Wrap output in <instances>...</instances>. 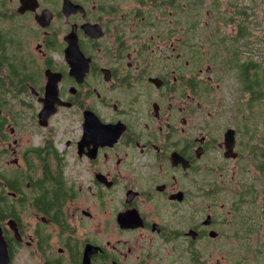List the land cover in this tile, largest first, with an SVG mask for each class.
Here are the masks:
<instances>
[{"label":"flooded vegetation","instance_id":"1","mask_svg":"<svg viewBox=\"0 0 264 264\" xmlns=\"http://www.w3.org/2000/svg\"><path fill=\"white\" fill-rule=\"evenodd\" d=\"M262 24L264 0H0V264H264Z\"/></svg>","mask_w":264,"mask_h":264},{"label":"rangeland","instance_id":"2","mask_svg":"<svg viewBox=\"0 0 264 264\" xmlns=\"http://www.w3.org/2000/svg\"><path fill=\"white\" fill-rule=\"evenodd\" d=\"M263 25L264 24H262L258 28H261ZM260 51H262V45H261V43H254L253 44V49H252V52H251V57L254 58V60H256V61L263 59L262 58V55H264V53L261 54ZM227 74H228L227 77H229V78L233 77L232 76L233 73H231V71H228ZM261 76H262V74H261ZM259 79H260L259 82H261L262 79L260 78V76H259ZM229 81L232 82L231 80H227L226 81V85H224V84L221 85L222 88H221V91H220L221 93H225L226 96H228V97H230V91H231V88L230 87L228 88ZM233 84H237V83H233ZM227 88H228V92L226 93L225 92V89H227ZM244 90H246V89L244 88ZM238 91H239V89H238ZM258 97H262V96H258ZM243 98H246V95ZM257 101H260L261 103H264V100L263 99H257ZM242 105H244V103ZM250 123L251 124H254L255 122L253 120Z\"/></svg>","mask_w":264,"mask_h":264},{"label":"trees","instance_id":"3","mask_svg":"<svg viewBox=\"0 0 264 264\" xmlns=\"http://www.w3.org/2000/svg\"><path fill=\"white\" fill-rule=\"evenodd\" d=\"M259 76H260V78L262 77L260 73L255 72L254 77L259 78ZM259 80H260V79H259ZM255 82H257V81L255 80Z\"/></svg>","mask_w":264,"mask_h":264},{"label":"water","instance_id":"4","mask_svg":"<svg viewBox=\"0 0 264 264\" xmlns=\"http://www.w3.org/2000/svg\"><path fill=\"white\" fill-rule=\"evenodd\" d=\"M40 118H41V113H40Z\"/></svg>","mask_w":264,"mask_h":264}]
</instances>
